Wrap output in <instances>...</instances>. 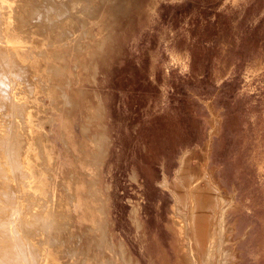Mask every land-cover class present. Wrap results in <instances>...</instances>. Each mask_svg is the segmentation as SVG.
<instances>
[{
	"label": "rangeland",
	"instance_id": "rangeland-1",
	"mask_svg": "<svg viewBox=\"0 0 264 264\" xmlns=\"http://www.w3.org/2000/svg\"><path fill=\"white\" fill-rule=\"evenodd\" d=\"M68 1L0 0V264H100L82 156L102 131L96 185L130 264H188L187 247L264 264V0ZM208 141L211 255L210 228L174 224L208 191Z\"/></svg>",
	"mask_w": 264,
	"mask_h": 264
},
{
	"label": "bare ground",
	"instance_id": "bare-ground-1",
	"mask_svg": "<svg viewBox=\"0 0 264 264\" xmlns=\"http://www.w3.org/2000/svg\"><path fill=\"white\" fill-rule=\"evenodd\" d=\"M121 1L124 2L128 7L133 0H121ZM69 5H70L69 6L70 9L72 10L79 7V4H75V3H70ZM108 14L116 15L115 12H111V13L108 12ZM94 113L95 115L97 114V116L100 115L99 110H95ZM214 130H216V125L214 127ZM209 142L210 141H208L206 144V151L204 155L205 165L203 168L204 172L202 175V177L205 180L207 190H208L206 192H203V196L206 195V197L202 196L201 191L196 192L195 190V193L193 194V201H194L193 203H198L199 205H195L192 208L193 216H192L191 222H189L186 217V210L179 208L178 202L176 200H175L176 201L175 202L176 203L175 214L174 213L173 214H174V224L181 232H185L187 226L190 225L191 230L194 232L196 237L197 236L200 237V233L202 234L203 231L199 229L198 224L203 223L204 227L210 228L209 232L207 230L205 231L208 232L207 234V240H208L207 241L208 242L207 253L208 255H211L212 247L214 246L213 241L215 237L217 236V234L219 235L225 223L224 204H226V197H225L224 191L213 180L211 173L207 169V165L209 163V156H210L209 155L210 153ZM108 143L109 142L107 141V135L102 131L99 134H97L95 138H93V143L91 144V147H94L95 149H99L100 146L103 147L102 153L98 155L99 158L97 160L93 159V155L97 154V152H92V150H90L88 154L82 156V158L84 159V163H85L86 173L87 175H89L87 177V180H85V182L82 184V189H83L82 191L83 193H85L84 197L82 198L85 200L86 206L88 207L90 213H92L93 215L91 218V224L93 226L94 231L99 234V236H97V239H96L98 247H101L104 250L103 258L100 259L101 260L100 264H119L118 262L119 260L121 264H130L131 262L129 263V258L125 254L124 252L125 250H123L122 245H118L117 247H114L110 239V236L108 235V232L106 229H107V226L109 225V222L106 218V211H105L103 199L101 195L99 194L97 185H96V181H97L96 176L99 174L100 166L102 164V158L105 156L107 149H108ZM160 185L167 188V181L165 178L163 179ZM173 191H175V189ZM174 195H175V192H174ZM200 200H202L204 204H207V206L202 207L199 203ZM203 242L204 241H202V244L204 245ZM82 252H83L82 253L83 256H82L81 264H88L87 263L88 256L86 254V251L82 249ZM202 252L205 253V251L203 250ZM185 254L186 256H188L187 257L188 264H197L195 261V257H196L194 255L195 253L192 251L190 247H187V251ZM203 256L204 255H202V257ZM221 260L222 259H220V261ZM205 264H208V262Z\"/></svg>",
	"mask_w": 264,
	"mask_h": 264
},
{
	"label": "crops",
	"instance_id": "crops-1",
	"mask_svg": "<svg viewBox=\"0 0 264 264\" xmlns=\"http://www.w3.org/2000/svg\"><path fill=\"white\" fill-rule=\"evenodd\" d=\"M69 3H75V4H81V2H82V0H70V1H68ZM56 3V2H55ZM94 3H98V1L97 2H95V1H90V4H94Z\"/></svg>",
	"mask_w": 264,
	"mask_h": 264
}]
</instances>
